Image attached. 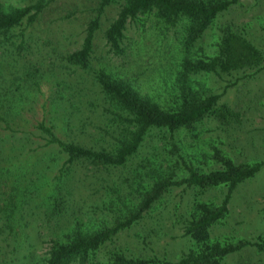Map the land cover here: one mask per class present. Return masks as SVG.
Returning <instances> with one entry per match:
<instances>
[{"label": "trees", "instance_id": "trees-1", "mask_svg": "<svg viewBox=\"0 0 264 264\" xmlns=\"http://www.w3.org/2000/svg\"><path fill=\"white\" fill-rule=\"evenodd\" d=\"M52 1L38 0L10 10L0 5V243H6L4 248H8L1 252V247L0 253L21 256L23 264H30L35 252L33 244L42 241L51 243L46 264H222L225 256L250 244L204 245L175 263L158 257L131 258L116 246L109 251L106 262L97 259L104 244L114 241L120 232L134 229L145 214L156 210L166 192L182 184L193 189L227 187L221 203L196 199L192 210L185 213V236L196 241L205 239L211 227L229 213L232 192L254 177L264 160L245 164L222 156L220 168L207 173L188 168L187 175L179 178L175 155L180 156L174 132L184 128L190 131V137H198L195 124L204 118L213 116L224 125L237 116H231L227 107L218 106L220 94L188 100L187 93L181 90L179 101L178 93L169 91L171 97L159 102L102 67L93 78L86 101H67L61 116L33 120V92L39 88L27 83V76H19L15 66V51L23 45L25 28L20 34L12 31L23 24L32 26ZM236 1L203 5L197 0H101L100 8L113 2H120L122 7L106 30V42L114 53H122L128 22L146 15L164 25L165 33L170 27L177 32L181 25V47L186 48ZM98 21L99 17H95L89 22L81 48L66 57L68 64L83 70L90 68ZM14 38H20V42L17 44ZM258 62V52L251 43L242 39L227 41L225 37L213 61L185 62L184 68L186 73H220ZM56 106H52L50 114L56 113ZM154 130L170 136H158L166 150L162 159L157 145H145ZM135 156L137 162L129 165ZM165 161L167 165L163 166ZM112 169L118 174L107 179ZM101 188L107 205L99 213L111 217L102 219L97 226L92 215H85L81 207ZM96 209L94 206L92 211ZM251 244L264 250V241ZM0 264L15 263L9 257L2 258Z\"/></svg>", "mask_w": 264, "mask_h": 264}, {"label": "rangeland", "instance_id": "rangeland-1", "mask_svg": "<svg viewBox=\"0 0 264 264\" xmlns=\"http://www.w3.org/2000/svg\"><path fill=\"white\" fill-rule=\"evenodd\" d=\"M37 1L0 0V5L10 10ZM100 1L54 0L32 26L23 24L12 31L20 34L25 28L23 45L15 51L18 52L15 66L19 76H27V83L38 85L39 89L33 92L36 95L30 112L33 120L61 116L67 101H86L93 78L102 67L159 102H166L165 98L171 97L169 91L178 93L179 101L181 90L187 93L188 100L210 93L220 94L218 106L227 107L231 116H237L235 121L224 125L213 116L204 118L195 124L198 137H190V131L184 128L174 132L172 137L180 156L175 155L179 160L175 166L179 178L187 175L188 168L200 173L220 168L222 156L228 155L235 163L245 164L264 160V0L232 3L212 20L199 39L186 48L181 47V25L177 32L175 27H170L165 33L164 25L154 16L141 15L128 22L120 54L110 49L105 33L118 16L121 3L113 2L100 8ZM197 1L209 5L227 0ZM95 17H99V26L94 35L90 68L83 70L68 64L66 57L81 48L87 26ZM225 37L227 41L242 39L251 43L258 52V64L230 72L186 73L185 62L210 63L218 57ZM14 39L17 44L20 42V38ZM25 81L22 83L29 85ZM53 105H57V111L50 114ZM164 133L170 139L169 133L154 130L145 141L148 148L157 145L161 159L166 156V150L158 136ZM137 160L138 156H135L129 165ZM166 165V161L163 162V166ZM110 172L105 176L107 179L118 174L116 169ZM226 192L225 185L208 189L188 188L185 184L172 187L157 203L156 210L145 214L140 224L120 232L114 241L104 244L97 259L106 262L109 251L116 246L122 247L131 258L158 257L175 263L191 252L200 251L204 245L245 242L250 244L225 256L222 264H264V250L251 244L264 241V165L254 177L239 184L232 192L229 213L211 227L205 239L196 241L185 236L183 219L186 211L192 210L194 201L198 199L217 205ZM84 204L82 211L92 215L97 226L102 219H110L111 216L103 217L99 213L106 207L102 188ZM94 206L97 209L92 211ZM5 246L6 243H0L1 252L8 250ZM33 246L35 252L30 264H46L51 243L39 241ZM9 257L15 264L24 262L19 259L21 256L0 253V261Z\"/></svg>", "mask_w": 264, "mask_h": 264}]
</instances>
